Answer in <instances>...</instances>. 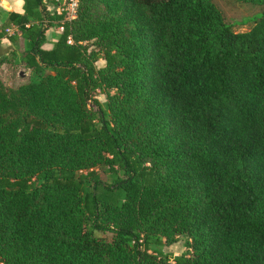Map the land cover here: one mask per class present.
I'll list each match as a JSON object with an SVG mask.
<instances>
[{
  "label": "trees",
  "instance_id": "trees-1",
  "mask_svg": "<svg viewBox=\"0 0 264 264\" xmlns=\"http://www.w3.org/2000/svg\"><path fill=\"white\" fill-rule=\"evenodd\" d=\"M23 1L0 38L38 80L0 79V264H264V0H237L246 31L214 0Z\"/></svg>",
  "mask_w": 264,
  "mask_h": 264
},
{
  "label": "rangeland",
  "instance_id": "rangeland-1",
  "mask_svg": "<svg viewBox=\"0 0 264 264\" xmlns=\"http://www.w3.org/2000/svg\"><path fill=\"white\" fill-rule=\"evenodd\" d=\"M215 4L221 9L225 20L233 25V28L236 31H246L248 30L254 20L261 14V6L241 2L237 0H214ZM78 1L77 0H64L62 3V8L66 16H71L73 10L75 11L74 16L76 15ZM68 13V14H67ZM6 60L0 64V79L6 86L17 87L27 81H36L38 76L35 73H31L28 68H25L22 63L15 64L12 60V55L9 54ZM105 63L104 60L99 59L95 62L97 67L103 66ZM23 72V76L19 75V72ZM96 97L101 101H106V97L101 91H96ZM101 177L103 180H108L106 174L102 173ZM96 235L110 239L112 236L111 232H96ZM185 237H180L177 242L171 244H165L162 248L165 252H171L175 255L181 254L186 250Z\"/></svg>",
  "mask_w": 264,
  "mask_h": 264
},
{
  "label": "crops",
  "instance_id": "crops-1",
  "mask_svg": "<svg viewBox=\"0 0 264 264\" xmlns=\"http://www.w3.org/2000/svg\"><path fill=\"white\" fill-rule=\"evenodd\" d=\"M63 1L64 0H59L54 3L44 0V8H46L48 11L57 10L59 7H62ZM23 3V0L22 3L20 2V0H0V25H2L3 23H8V17L10 13L22 14L24 12ZM61 31L62 30L60 29V27L47 28L45 30V42L42 47L46 49L52 48ZM18 34L19 35L16 42H11L7 37L0 38V57L8 56L9 54H11L13 58L12 61L15 64H19V61L24 55V49L27 44L26 40L20 36V33Z\"/></svg>",
  "mask_w": 264,
  "mask_h": 264
},
{
  "label": "built area",
  "instance_id": "built-area-1",
  "mask_svg": "<svg viewBox=\"0 0 264 264\" xmlns=\"http://www.w3.org/2000/svg\"><path fill=\"white\" fill-rule=\"evenodd\" d=\"M64 11V9L62 8V7H59L57 10H56V12L59 14V13H61V12H63ZM74 13H75V11L73 10V13L71 14V16H66V18L67 19H71V18H74ZM60 29L62 30V27H60ZM16 30V28L13 26V27H10V28H8V29H6V32L7 33H13V31H15ZM68 42H72V39L69 37L68 38Z\"/></svg>",
  "mask_w": 264,
  "mask_h": 264
},
{
  "label": "water",
  "instance_id": "water-1",
  "mask_svg": "<svg viewBox=\"0 0 264 264\" xmlns=\"http://www.w3.org/2000/svg\"><path fill=\"white\" fill-rule=\"evenodd\" d=\"M19 75H20V76H23V72H20Z\"/></svg>",
  "mask_w": 264,
  "mask_h": 264
},
{
  "label": "clouds",
  "instance_id": "clouds-1",
  "mask_svg": "<svg viewBox=\"0 0 264 264\" xmlns=\"http://www.w3.org/2000/svg\"><path fill=\"white\" fill-rule=\"evenodd\" d=\"M20 2L22 3V0H20Z\"/></svg>",
  "mask_w": 264,
  "mask_h": 264
}]
</instances>
